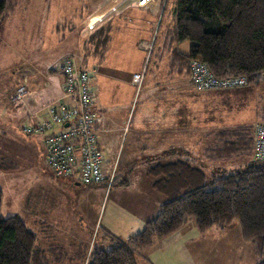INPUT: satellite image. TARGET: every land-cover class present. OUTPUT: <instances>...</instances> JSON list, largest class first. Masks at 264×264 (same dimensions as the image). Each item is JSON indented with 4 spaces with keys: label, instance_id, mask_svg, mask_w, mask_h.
Masks as SVG:
<instances>
[{
    "label": "rangeland",
    "instance_id": "obj_1",
    "mask_svg": "<svg viewBox=\"0 0 264 264\" xmlns=\"http://www.w3.org/2000/svg\"><path fill=\"white\" fill-rule=\"evenodd\" d=\"M120 1L17 0L6 20L0 22V158L9 159L15 166L12 170L0 171L2 192L0 214L3 217L19 216L26 227L35 234V243L38 247L48 248L52 245L63 248L67 256L64 264H80L73 256L78 248L88 254L92 249H99L102 246L100 238L106 227H100V223L105 224L108 227L106 230L120 239L127 235L123 234L126 231L125 227L132 228L134 221L130 218H135L139 206L134 187L125 189L123 181L127 178L135 183L139 181L138 185H143L144 178L143 175L139 177V170L147 158L132 156L129 144L134 133L131 130L126 128L123 132L112 131L109 137L112 154L103 155L106 161L112 157L114 164L110 170L114 171L116 184L111 187L106 182L80 183L73 186L72 190L65 185L52 186L48 192L52 200L58 201L60 217L58 215L59 218H54L56 221L49 223L53 230L48 232L47 228L39 227L31 221L35 214L38 217V210L46 202V194L41 193L40 178L43 175L50 176L51 172L46 165L43 141L51 131L28 133L25 129L32 124L40 125L41 117L46 114L47 105L59 96L56 91L59 84L61 88L63 86L60 64L66 59L75 64L83 63L80 53L83 51V41L90 34L87 25L98 14L102 13L100 14L102 16L114 3ZM175 2L176 0L166 1L163 22L170 26L175 23ZM133 8L130 6L127 11L131 9L135 11ZM153 21L156 23V19ZM127 24L122 23V26ZM123 29L127 30V41L136 39L137 34L132 29L126 27ZM97 35L104 37L105 31L102 29ZM183 41L186 44L190 43L188 40ZM53 68L57 71H53ZM192 87L196 91L193 85ZM19 92L23 93L21 101L14 99ZM194 94L193 106L202 104L207 106L206 112L201 115L200 110L194 111V117L196 119L197 116V121L206 118L204 121L207 123L209 134L204 144L201 142L200 145L192 146V157L189 162L198 166L205 173L207 180L243 167L248 163L244 158L235 157L225 161H209L205 158L209 156L208 150L216 143L215 129L211 128L250 127L254 135L255 126L264 124V77L256 87L246 83L239 87L207 90L204 93L196 91ZM48 96H53L51 101L49 98L45 99ZM30 99L36 104L35 110L41 108V112L34 116V121L26 119L30 113L25 112L24 106ZM21 107L23 110H20ZM17 112L22 115H18ZM129 124L130 120L126 126ZM110 126L115 127L114 124ZM58 129L53 127L52 131ZM117 170L122 172L125 170L126 178L116 179ZM51 174L54 176L52 172ZM55 178L65 181L64 178ZM66 179L74 181L72 178ZM111 216H116V219L111 220ZM228 227H211L205 231H208L206 235L198 232L195 227V231L194 229L186 231L188 236L183 241L172 243L171 249L169 240L162 246H156L158 240H155L151 259L159 262L167 260L168 251L172 250L178 254L185 252L184 258L176 259V264L255 263L257 259L251 253L253 248L242 240L238 222L233 221ZM138 231L134 228L127 233L132 235ZM108 244L110 245V242ZM108 244L106 247H109ZM178 247L183 248L180 250ZM139 260L141 259L138 258Z\"/></svg>",
    "mask_w": 264,
    "mask_h": 264
},
{
    "label": "trees",
    "instance_id": "obj_2",
    "mask_svg": "<svg viewBox=\"0 0 264 264\" xmlns=\"http://www.w3.org/2000/svg\"><path fill=\"white\" fill-rule=\"evenodd\" d=\"M16 3L17 0H0V22L6 20ZM174 15L175 23L164 33L163 40L167 45L183 40L190 43L187 53L173 50L171 71L189 75L190 61L198 59L217 78L244 77L249 85L260 84L264 77V0H176ZM95 33L92 39L103 40V35ZM87 41L88 38L84 43ZM101 43L94 45L99 47ZM148 59L149 55L137 73L144 75ZM253 136L250 127L215 132L216 143L207 151L206 159L239 157L248 163L209 180L188 161L151 164L147 174L153 180L152 188L165 199L158 205L157 214L125 240L103 230L102 246L91 250L86 264H138V258L142 259L155 240L169 236L190 219L200 233L237 221L242 240L253 248L255 264H264V160L252 158ZM13 168L9 159L0 158V171ZM1 201L0 190V206ZM35 242V234L20 217L0 214V264H62V251L43 250ZM84 259L85 254L77 258L80 264Z\"/></svg>",
    "mask_w": 264,
    "mask_h": 264
},
{
    "label": "crops",
    "instance_id": "obj_3",
    "mask_svg": "<svg viewBox=\"0 0 264 264\" xmlns=\"http://www.w3.org/2000/svg\"><path fill=\"white\" fill-rule=\"evenodd\" d=\"M115 4L116 3L113 5ZM130 6H133L135 11H131L132 9L127 11ZM106 12H104V14ZM164 13L165 7L161 10L156 3L148 4L144 7L127 3L126 5H122L118 11L111 13L109 16L106 15L103 19H100V17L104 14L102 16L100 15L102 13L98 14L97 17L87 25V31L90 33L88 36V43L86 42L87 44H83V51L80 53L83 63L76 62L80 67L86 66L88 70H92L89 88L92 94V111L97 127L96 139L98 148L105 156L112 154L109 148V137L112 134L111 132H123L127 128L134 133L131 137V144H129V146H131L132 156H145L148 160V162L145 160L139 170V177L143 175L144 178L143 185H138L139 181L135 183L127 179L124 174L125 170L123 172L122 170H117L118 178L116 179L119 180V178L122 177L126 178L123 181V183H125V185H123L125 189L128 190L129 187H134L136 191L135 194L138 195L137 203L139 206V211L135 218H130L135 224L133 222L132 228L125 227L126 231H124L123 234L126 233L127 235L121 238V240H125L131 236V234L127 233L128 230L132 231V229L135 228V230L138 231V229H143L145 222L157 214V206L164 200L162 196H159L161 194L157 193L152 188L153 180L147 174V168L155 162L164 163L177 160L189 162L192 157V146L200 145L202 144L201 142L204 144L209 134L207 123L204 121L206 118L201 117L202 120L197 121V116L196 119L194 117V111L197 112V110H200L201 115L206 112L207 106H204V104H202V106H193V95L195 97L194 92L197 90L194 91L188 74L170 70L171 62H173L174 59L173 50L187 53L189 44H186L184 41L173 43L172 45L166 44L163 40L164 33L172 26L163 22ZM153 19H156V23ZM122 23L128 24L122 26ZM90 25H92V27H90ZM97 27L99 28L96 29ZM123 27L132 29V31L137 34L136 39L131 42L127 41V30L123 29ZM102 29L105 31V36L102 37L103 40L92 39V37L96 35L91 34H93L94 31H96L95 34H97ZM97 42L103 43L97 47L94 45ZM147 44L151 45L149 52L145 49ZM97 53H99V55H97ZM147 55H149V62L141 82H134L132 75L142 70L141 68L145 65ZM57 92L59 93L58 95H60V84L56 93ZM198 92L204 93V91ZM55 96L56 95H54V97ZM48 98L51 101L53 96H48L45 99ZM34 105L36 104L31 99L26 102L24 106L25 112L30 113V116L27 117V115L26 119L30 118V120L34 121V116L41 112V108L35 110L36 108H34ZM20 110H23V107H21ZM17 114L22 115L20 112H17ZM128 120H130V124L126 126ZM111 124H114L115 127L113 128V126H110ZM211 129H215V132H217L222 128L212 127ZM108 159L110 160L105 161L107 170L113 168L112 165L114 164L111 160V156ZM121 172L122 175L120 177ZM64 179L65 181H60V179L55 178L51 172L50 176L43 175L40 178L41 193L44 192L46 194V206L44 205L38 210V217L35 214V218H32L31 222L35 225L38 224L39 227H43L44 229L47 228L48 232L53 230L50 224L56 221L54 218L57 219L58 215L60 217L58 213V201H56V199L52 200V196L48 192V189H52V186L58 187V185H65L72 190L73 186L79 185L77 182H72L70 179ZM112 184L111 187L116 184L115 179ZM48 202H50V204H48ZM51 217L52 222L50 221ZM115 217L116 216H111V220H115ZM228 226H226V228ZM100 227H106L108 229L105 224L100 223ZM106 228L103 230L107 231ZM192 229L195 231V224L193 220H189L174 233L158 240L155 245L162 246L169 240V248L171 249L172 243L179 240L183 241L188 236L186 231ZM227 229H229V227ZM206 233H208V231L204 232L203 235H206ZM50 248L62 251L64 256L61 257L63 259L60 262L64 264L65 258L67 257L65 250L52 245L48 248L45 247L41 249L48 250ZM153 248L154 242L144 252L142 259L139 261H143V263L146 264H156V262L159 264H176V259L184 258L185 255V252L178 254L169 250L167 260L159 262L158 260L151 259ZM178 248L181 250L183 247ZM251 253H253V251H251ZM59 254L61 255V253ZM84 254L86 264L90 253L87 254V252L78 248L73 256L77 259Z\"/></svg>",
    "mask_w": 264,
    "mask_h": 264
},
{
    "label": "built area",
    "instance_id": "obj_4",
    "mask_svg": "<svg viewBox=\"0 0 264 264\" xmlns=\"http://www.w3.org/2000/svg\"><path fill=\"white\" fill-rule=\"evenodd\" d=\"M127 3L139 7L156 3L162 9L166 0H122L111 6L100 19L118 11ZM150 46L147 44L145 49H149ZM59 71L63 77L60 95L47 105L46 114L41 117V124H32L25 130L28 133L51 131L43 138V141L46 165L55 177L72 178L79 184L106 182L108 186H111L114 171L107 170L105 157L98 148L96 139L97 127L89 88L92 70L80 67L70 59H66L60 64ZM142 76L141 73H135L132 79L140 83ZM188 76L197 91L227 89L246 84L244 77H215L208 66L198 59L190 61ZM17 94L14 99L21 101L23 93ZM53 127L59 129L52 131ZM252 158L254 161L264 160V125L261 124L254 130Z\"/></svg>",
    "mask_w": 264,
    "mask_h": 264
},
{
    "label": "water",
    "instance_id": "obj_5",
    "mask_svg": "<svg viewBox=\"0 0 264 264\" xmlns=\"http://www.w3.org/2000/svg\"><path fill=\"white\" fill-rule=\"evenodd\" d=\"M78 183V182H77ZM79 184V183H78Z\"/></svg>",
    "mask_w": 264,
    "mask_h": 264
}]
</instances>
